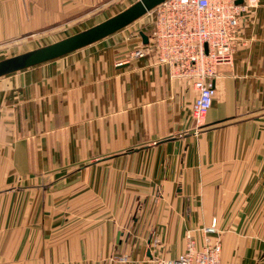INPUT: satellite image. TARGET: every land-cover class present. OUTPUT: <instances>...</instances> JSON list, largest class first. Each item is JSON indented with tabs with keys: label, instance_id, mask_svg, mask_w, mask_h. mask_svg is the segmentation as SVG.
<instances>
[{
	"label": "crops",
	"instance_id": "obj_1",
	"mask_svg": "<svg viewBox=\"0 0 264 264\" xmlns=\"http://www.w3.org/2000/svg\"><path fill=\"white\" fill-rule=\"evenodd\" d=\"M114 1L0 0V46ZM128 35L0 77V264H154L213 217L223 264H264V0L199 131L194 89Z\"/></svg>",
	"mask_w": 264,
	"mask_h": 264
},
{
	"label": "built area",
	"instance_id": "obj_2",
	"mask_svg": "<svg viewBox=\"0 0 264 264\" xmlns=\"http://www.w3.org/2000/svg\"><path fill=\"white\" fill-rule=\"evenodd\" d=\"M256 5L257 0H164L140 17H147V43L139 32L140 41L129 59L148 57L153 66H167L169 78L194 89L191 116L197 131L204 127L216 94L210 78L219 64L232 61L241 44L246 12ZM202 233L201 242L189 235L184 251L154 264H223L215 217Z\"/></svg>",
	"mask_w": 264,
	"mask_h": 264
},
{
	"label": "water",
	"instance_id": "obj_3",
	"mask_svg": "<svg viewBox=\"0 0 264 264\" xmlns=\"http://www.w3.org/2000/svg\"><path fill=\"white\" fill-rule=\"evenodd\" d=\"M164 0H138L117 14L83 31L20 54L0 60V77L53 60L105 38L130 25ZM242 0H238L241 3ZM143 43L147 35L140 32Z\"/></svg>",
	"mask_w": 264,
	"mask_h": 264
},
{
	"label": "rangeland",
	"instance_id": "obj_4",
	"mask_svg": "<svg viewBox=\"0 0 264 264\" xmlns=\"http://www.w3.org/2000/svg\"><path fill=\"white\" fill-rule=\"evenodd\" d=\"M117 1L118 0H115L111 4V6L107 7V10L101 16H100V14H98L97 16L90 15L88 20L86 19V20H83L81 22H76V23H73V25H71V24L67 25L68 23L61 25L58 23L56 25L57 27L52 26V27H48L47 29H42L41 31H36L34 33L35 35L32 37V38H35L33 40L34 43H32L31 45L28 44V45L21 47L20 46L21 44L30 41V39L27 40L26 38H24V39L16 40L12 43H9L8 45L0 46V60L4 59V58L11 57L13 55H16L15 52L18 49H24L27 47L35 46L37 44L41 45L44 43L53 42L55 40H60L62 38H65L64 37L65 35H69L73 32L81 30L83 28L91 27L95 24H98V23H100L99 19L107 18L108 16L111 17V16L115 15L116 12H118V11L120 12L121 10H124L125 8H127L128 6H130L131 4H133L134 2H136L138 0H120L119 2H117ZM146 19H147V17L139 18L138 20L134 21L130 25L123 28L126 31V33L129 34L128 36L137 38V42L135 43V45H137L140 41L139 36H138L139 32L146 30L145 24H144ZM44 34L47 35L46 38H45ZM128 52H127V54H128ZM125 59H127V58H125Z\"/></svg>",
	"mask_w": 264,
	"mask_h": 264
}]
</instances>
